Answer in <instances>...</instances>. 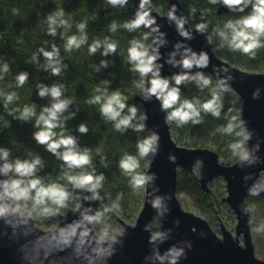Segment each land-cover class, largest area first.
I'll list each match as a JSON object with an SVG mask.
<instances>
[{
  "label": "water",
  "instance_id": "95a60500",
  "mask_svg": "<svg viewBox=\"0 0 264 264\" xmlns=\"http://www.w3.org/2000/svg\"><path fill=\"white\" fill-rule=\"evenodd\" d=\"M140 3L141 0H128L125 6L137 11ZM173 7L176 15L186 21L184 30L188 38L180 35L176 24L168 19ZM229 12L223 5L217 14ZM150 15L155 19L153 27L159 29L155 36L163 42L159 46L160 58L156 61L162 65L161 75L168 78L182 69L167 63L170 54L177 61L192 53L206 54L207 66L191 70L202 72L215 82L227 80L240 98L241 119L251 134L247 147L254 162L238 160L233 165H224L218 153L211 149L180 146L166 122L161 102L155 96L146 100L141 93L135 97V102L144 109L147 129L151 134L155 132L159 139L146 172V176H154V180L146 185L143 208L135 226H125L117 242L97 237L93 230L95 224L88 223L87 217L100 212L101 204L99 199H89L91 193L84 191L80 206L60 215L55 230L44 231L33 219L24 218L15 210L17 202L6 197L5 201H0L10 206L9 212L0 217V264H172L173 261L174 264H264V260L255 256L247 204L248 199L264 197V73L245 71L222 59L215 52L207 30L201 33L191 27L180 0H168L166 15H162L151 1ZM257 90L258 98H254ZM170 156L175 157L174 163ZM102 160L100 156L97 163ZM180 170L199 172L198 182L206 193L210 192L209 185L215 179L225 180L228 197L224 202L238 220L236 237L223 226L222 238L219 237L208 221L182 209L177 197ZM6 179L0 176V181ZM253 191L258 194H251ZM157 196L163 198L167 209L163 215L151 203ZM154 222L160 224V233L165 238L163 242L157 240L152 244L149 237L153 233L149 227ZM241 236L244 246L240 243Z\"/></svg>",
  "mask_w": 264,
  "mask_h": 264
},
{
  "label": "trees",
  "instance_id": "16d2710c",
  "mask_svg": "<svg viewBox=\"0 0 264 264\" xmlns=\"http://www.w3.org/2000/svg\"><path fill=\"white\" fill-rule=\"evenodd\" d=\"M151 1L157 10L164 14L163 12L168 8V0ZM180 2L192 28H196V25L200 23L207 25L206 30L213 42L215 52L222 59L245 71L264 73V46L255 50L254 58L249 54H242L240 51H231L227 47L220 48L221 41L215 31L217 28H223L229 20H236L247 15L251 11L250 8L243 13L230 11L228 14L218 15V9L223 6L220 3L212 4L209 0H180ZM57 9L64 11V19L68 21L70 27L58 29L57 35L51 36L47 33L46 18ZM193 9L195 12L192 11ZM135 14L136 10L134 9L125 5L113 7L107 4L106 0H0V66L4 63L9 65L7 73H0L3 75V79L0 80V124L2 125L0 143L2 148L9 152H19L20 139L27 140L28 133L33 138V133L39 130L34 127L35 117L27 122L17 120L14 118L18 115L15 110H22L25 106L34 107L38 116L42 107L50 104L51 101L49 97L38 96L37 86L59 84L62 86V98L72 101L64 115L75 114L74 118L65 121L63 131L66 135L74 136L77 139L81 150L89 149L92 159L95 158V155H100L103 158L102 164L97 165L93 171L89 170V165L85 166L87 171L94 172L96 175L103 174L104 180H106L114 175V171L120 170V144L122 143L120 132L115 130L112 122L106 121L101 116L99 104H90L88 101L98 94L95 89L99 87L101 92L107 89L108 95L118 91L128 106L137 105L135 97L139 94L136 95L137 89L129 82L133 71L130 70L131 65L128 62V53L125 49L130 47V41L140 39L142 35L137 34L136 31L129 32L123 27H119L133 19ZM114 21L118 25L115 33L110 31V25ZM81 22H85L87 25L85 29L87 42L79 49L74 48L71 51H66L67 38L71 35H80L77 25ZM143 28L141 26L139 29ZM105 38L116 42V53L104 57L101 55V49L96 54L90 55L89 46L94 41H103ZM149 43L151 42L149 41ZM262 44H264V38H262ZM53 45L59 49L60 60L67 65V68L59 76L52 75L50 70H45L46 61L39 53V49L42 47L51 51ZM33 54L37 55L38 63L32 61ZM104 59L109 62L107 68L100 66V61ZM98 67L99 71H97ZM182 71L185 70L179 69L173 74ZM21 72H27L28 79L23 86H17L16 77ZM196 73L198 72L191 70V74ZM171 76L168 78L171 79ZM105 80L109 81L108 85L103 83ZM211 81L210 87H214L216 82ZM9 93H15L17 98L5 107L6 94ZM180 98L181 100L199 99L203 103L211 98L210 88L201 89L195 82L185 83L180 85ZM222 101L223 109L219 118L210 113L201 112L202 123L200 124H193L191 121L182 127H178L175 122L169 124L173 138L180 146L211 149L218 153L220 160L233 165L239 158L234 156L227 146L239 138L235 134L229 136L217 132L216 129L226 126L228 121L225 119V115L230 108L239 110L241 118V100L231 91L223 95ZM5 121L8 122V127L4 126ZM81 123L87 125L89 129L87 134L77 131L78 125ZM54 131L59 134L61 129L57 128ZM34 141L35 147L32 145L33 158L37 154L43 165L38 168L37 172L50 183L62 184L73 193L76 190L82 192L79 189H73L65 179V173L75 175L79 173L80 169H68L63 161L46 150L45 145L38 144L35 139ZM119 185L124 193L128 192V187L121 176ZM180 192L190 193L204 199L207 205L211 206L212 204L213 199L210 192H204L198 178L184 170H180L179 175L178 193ZM152 228L155 230L154 227Z\"/></svg>",
  "mask_w": 264,
  "mask_h": 264
},
{
  "label": "clouds",
  "instance_id": "9594fccd",
  "mask_svg": "<svg viewBox=\"0 0 264 264\" xmlns=\"http://www.w3.org/2000/svg\"><path fill=\"white\" fill-rule=\"evenodd\" d=\"M212 4L220 3L229 8L230 11L245 12L250 8L251 11L247 15H243L236 20H229L224 24L223 28H217L216 34L220 38V48L227 47L231 51H240L242 54H249L255 57V50L264 46L262 38H264V0H209ZM106 3L116 7L124 6L128 0H106ZM151 0H141L140 6L136 11L135 17L129 21L119 25L129 32H134L143 26L149 29L143 33L140 39L130 41L128 48V62L131 65V71L140 75V80L136 82V87L140 88L144 99H151L155 96L161 102V109L166 112V122H175L178 127H182L191 121L193 124L202 123L201 112L210 113L212 116L219 118L223 109L222 97L224 94L231 92V88L225 79H218L214 87L209 77L202 72L191 74L193 67H206L208 57L206 54L199 55L192 53L180 60H175L170 54L167 63L173 67H180L185 71L175 73L171 79L161 75L162 65H158L156 61L160 58L159 46L162 41L159 37L153 35L159 31L155 25V19L150 15ZM16 11L15 9L13 10ZM195 12V9L192 10ZM64 11L57 9L49 14L46 18L47 33L51 36L57 35L58 29H67L70 27L68 21L64 19ZM168 19L171 23H175L177 31L180 35L188 38L189 34L184 30L185 19L176 15V9L173 7L168 13ZM87 25L81 22L77 25L79 36L71 35L67 38L65 50L79 49L87 42V34L85 32ZM207 25L200 23L196 25L198 31L203 33ZM118 25L114 21L110 25V31L115 33ZM151 40V43H149ZM101 55L108 57L115 54L117 44L105 38L103 41L96 40L88 48L89 54L94 55L101 50ZM39 53L43 55L46 63L45 70H50L52 75L59 76L63 70L67 68L66 64L59 58V49L53 45L52 50H45L43 47L39 49ZM32 61L38 63V57L33 54ZM100 66L107 68L108 60L100 61ZM9 65L4 63L0 66V73H7ZM100 68H97L99 71ZM3 75H0V80ZM28 79L27 72H21L16 77L17 86H23ZM195 82L201 89L210 88L211 98L201 103L199 99L189 100L180 98V85ZM105 85L109 81H103ZM38 87V96L41 98L49 97L50 104L43 106L37 116L35 108L25 106L22 110L16 109L18 113L14 118L21 121H29L35 117V125L38 131L33 133V138L40 145H45L46 150L51 152L57 159L63 161L68 169H80L78 174L72 175L65 173V179L72 185L73 189L84 190L91 193L88 197L91 200L100 199L98 190L102 188L105 179L103 174L96 175L94 172L87 171L85 166L91 163L90 150H81L78 146L77 139L74 136L66 135L63 131L65 121L74 118V113L64 114L68 111L72 101L68 98H62V86L53 84L51 86L40 84ZM98 93L94 95L88 103L99 104L100 114L106 120L113 123L116 131L125 132L129 128L134 131H143L142 123H134L137 121V108L128 106L124 98L118 91H114L111 95L107 94V89L101 92L98 87L95 89ZM259 90L254 93V98H258ZM15 93L6 94V104L16 99ZM127 109V111H125ZM139 119H143L140 117ZM228 123L226 126L217 128V132L227 134L229 136L235 134L237 139L235 142L228 144L234 156L244 163L254 162L252 153L246 146L250 139V133L245 127L244 121L240 118L239 110L229 109L225 115ZM5 127L9 124L4 123ZM60 128L61 132L57 134L54 129ZM77 131L81 134H87L89 129L85 123L78 125ZM159 137L153 132L150 136L137 141V151L140 157H147L149 154H156V145ZM9 151L0 148V176L8 179L0 181V201L8 200L16 201L15 210H19L20 201L25 204L30 202L31 212L40 217H50L57 214V211L64 208L69 200L70 193L59 183L45 184L39 176L37 170L42 167V161L39 156L31 160H21L17 158L15 161L9 160ZM171 162H175V157H169ZM199 163V162H198ZM106 166V165H105ZM120 169L130 176V186L133 189H140L154 180V176H146L136 172L139 167L137 158L133 155H124L119 162ZM10 190V191H9ZM251 194L257 195L255 191ZM119 200V197H117ZM153 207L157 209L160 215L166 211L163 198L157 196L151 201ZM118 204L113 202L112 207ZM10 210V206L0 203V217H4ZM109 209L105 208L104 212ZM247 211V210H246ZM103 212H96L94 215L87 217L88 223L100 224L102 222ZM164 235L161 233H153L149 237V242L155 244L157 240L163 242ZM180 252L177 251V255ZM147 259V258H146ZM174 264V261L172 262Z\"/></svg>",
  "mask_w": 264,
  "mask_h": 264
},
{
  "label": "rangeland",
  "instance_id": "374dc122",
  "mask_svg": "<svg viewBox=\"0 0 264 264\" xmlns=\"http://www.w3.org/2000/svg\"><path fill=\"white\" fill-rule=\"evenodd\" d=\"M163 13L164 14L162 15H166L167 10ZM148 31L149 29L143 28L142 30H136V33L143 35V33ZM153 35L156 34L153 33ZM149 41L151 42V40ZM125 50L128 53V49ZM139 78L140 75L137 74V72H132V77L129 79L132 86L137 89L136 95L142 93L141 89L136 87V82L140 80ZM136 104L137 105L135 107L138 110V119L137 121H134V123H142L144 125V129L140 132L134 131L131 128L125 132L119 131L122 138V143L120 144L121 158L126 154L135 156L139 162V167L136 169V172L146 175L147 169L153 161L154 156L149 154L147 157H140L138 155L136 145L138 140L150 136L151 132L145 125L146 116L144 109L140 104ZM140 117H143V119H139ZM1 127L2 125L0 124V128ZM28 134L29 136L26 138L27 140L20 139L21 141L18 145L19 152H9L11 155V161H15L17 158L21 160H31L33 158L34 153L32 151L35 141L31 138L32 135L30 133ZM36 156L38 155L35 154V157ZM99 157L100 155H95V158L93 157L94 159L91 157V163L89 164L90 171L95 170L97 165L100 166L102 164L96 163ZM221 163L229 165L228 162L224 160H221ZM36 174L42 178L45 184L50 183L43 175H40L38 172ZM190 174L200 178V173L197 171ZM119 175L124 179V182L128 187V192L126 193L122 191V188L119 185ZM262 180L264 181V176ZM209 187L210 194L213 199L211 206L207 205L204 199L193 196L190 193L180 192L177 197L182 209L187 213L194 214L208 221L211 228L218 234L219 237L222 238V226L236 237V226L238 224L237 217L230 206L224 202V199L228 197L227 183L224 179L217 178L209 185ZM145 188L146 186L140 189H133L130 186V176L124 173L121 169L118 172L114 171V175L111 178L103 181V186L98 190V192L100 196L99 202L101 204L100 212H103L104 214L102 222L100 224H95L93 227L94 233L97 237L102 240L109 239L117 242L119 237L123 235L125 226H135L138 216L143 208ZM81 191L82 192L76 190L75 193H73L72 190H68L70 196L66 206L59 209L57 214L54 216H37L35 213L31 212L30 202L25 204L23 201L19 202V211L24 218L33 219L38 228L44 231H52L57 227L60 215H66L67 212L75 210L80 206L84 190ZM117 197H119V200H117ZM113 202H116L118 206L113 208ZM247 204L250 211L251 236L255 249V256L257 259L264 260V197L248 199ZM105 208L109 210L104 212ZM111 215H114V217H111ZM152 227H154L155 230ZM149 228L152 233H160V224L157 222H154ZM240 243L244 246L243 236L240 237Z\"/></svg>",
  "mask_w": 264,
  "mask_h": 264
}]
</instances>
